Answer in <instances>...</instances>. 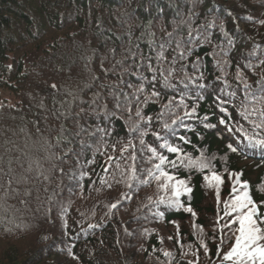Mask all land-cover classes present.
Wrapping results in <instances>:
<instances>
[{
	"label": "trees",
	"instance_id": "16d2710c",
	"mask_svg": "<svg viewBox=\"0 0 264 264\" xmlns=\"http://www.w3.org/2000/svg\"><path fill=\"white\" fill-rule=\"evenodd\" d=\"M262 20L264 0H0V89L15 97L0 105V264H221V235V254L234 239L223 227V202L233 186L228 173H241L264 212V150L246 147L238 133L219 123L226 115L229 126L250 128L237 111L245 97L236 73L239 68L259 94ZM161 44L162 67L174 69L176 87L157 82L159 98L144 104L152 86L146 82L137 100L133 93L140 79L132 73L150 79L146 65L159 66ZM185 76L207 89L185 87L180 82ZM199 95L205 98L197 100ZM216 96L229 101L227 113L216 107ZM172 97L183 103L160 119L161 106ZM193 106L195 116L184 117ZM137 108L152 117L142 122L141 131L148 133L144 146L140 134L130 132ZM177 116L182 119L162 128ZM156 131L193 157L201 152L215 157L223 179L219 201L204 172L180 168L176 175L191 192L181 195L179 207L157 203L166 193L154 179L141 183L155 163L149 162L147 147L175 156L158 147L162 141L151 134ZM129 140L136 154L131 182L133 150L121 152ZM229 143L239 150L229 151ZM188 207L192 212L184 210Z\"/></svg>",
	"mask_w": 264,
	"mask_h": 264
},
{
	"label": "snow or ice",
	"instance_id": "6c2138e0",
	"mask_svg": "<svg viewBox=\"0 0 264 264\" xmlns=\"http://www.w3.org/2000/svg\"><path fill=\"white\" fill-rule=\"evenodd\" d=\"M259 23L264 24V20L259 21ZM221 28L223 29V25H221ZM167 35L171 37L172 33H167ZM189 36H191V31L189 32ZM207 39L208 38L205 37L204 42H207ZM176 47L177 49L181 48L180 41H177ZM160 49L161 51H159L156 56L159 66L154 67L151 62L146 65L147 71L151 74L150 79L148 76L142 75L139 71L132 73L133 75H137L140 79V83L138 86H135V91L133 93V95L137 96V100L139 99V95L147 90V84H151L152 86V91L144 97V104L152 102L154 98H159L160 93L156 88L157 82L162 84L164 87L173 89L176 87L171 83V77L174 69L166 71L162 67V63L164 61L163 44L160 45ZM110 51L113 50L110 49ZM187 52L190 55L192 49H188ZM132 55L134 56L136 53H132ZM179 55L181 58H184V51H180ZM211 55H215V53H211ZM143 59L144 57L141 56V60ZM225 63H227V61H225ZM116 64H122V60H117ZM217 66L221 68V71H223L219 61H217ZM10 67L11 65H9V68ZM101 67H103V62H101ZM136 67L139 69L140 65L137 64ZM245 67H250V65H245ZM107 71L108 70L105 69V72ZM122 71L127 72L126 69ZM93 79H96V77L93 76ZM198 79L203 80V75H201ZM217 79L219 80L221 78L217 77ZM236 79L243 84L245 97L244 102H242L241 107L237 109V111L243 120L248 121L250 128H245L240 124L229 126L228 120L230 118L226 115L221 116L219 123L225 125L229 132L234 131L238 133L240 142L246 147L264 150V78L256 82L260 85L258 90L259 94H257V90L252 89V86L246 79L243 78L242 72L239 68L237 69ZM180 82L183 83L185 87H187L189 83L194 84L198 89H207L208 87L206 84L198 83L195 78L188 76H185V78ZM225 84H227L226 81ZM52 87L55 88L56 85H52ZM129 87H132V85H129ZM220 91L224 92L225 95L229 97H235L236 95L235 92H225V89L223 88ZM204 98L205 97L203 95H199L197 100H203ZM215 100L216 107L220 109L221 113H227L228 109L224 105L229 103V101L221 96H216ZM182 103V97L179 104L176 103L175 97L170 98L166 104L161 106L159 118H163L166 110L171 111L174 107H179ZM121 106V103L118 101L116 108L120 109ZM196 110V107L193 106L190 110H186L183 113V116L193 117L196 114ZM128 111L131 114L130 107L128 108ZM135 116L138 119L131 125L130 132L133 134L139 133L141 137L140 144L141 146H144L145 141L143 136L148 133L147 131H141L142 122L150 123L152 117H144L139 108H137ZM181 119V117L177 116L171 121V124L164 122L162 124V128L167 130ZM207 119V116L203 117V121H207ZM204 127H215V125L205 123ZM151 134L157 141H162V143H159L158 145L160 149H165L168 153L174 154L175 156L174 159H169L168 156L159 152L157 147H152L151 145L147 147V151L151 153L149 162L152 163V161H155V163L152 164L151 168L147 169V175L143 180H141V183H149L151 179H154L158 189L166 193V195H162L158 198V204L179 207L181 206V195L191 192V188L188 187V182L176 175V170L180 168L188 171L195 170L197 172H204V180L207 182L209 187H214L216 189L217 200L219 201V186L223 183V179L221 174H218L215 170V166L213 164L215 157H209L203 152H201L199 156L193 157L191 154L184 151L180 144L174 145L170 143L160 134L159 131L152 132ZM60 139L61 137L58 136L57 141L59 142ZM178 139L183 143H190L187 137L180 136ZM227 148L231 152H237L239 150L238 146H234L232 143H229ZM129 149L133 150L131 159L134 162L128 176V180L131 182L136 178L135 145L131 140H129L128 144L121 149L122 154L127 152ZM108 159L111 160L112 157H109ZM228 175L233 178V186L231 189V198L223 202V218L226 219V223L223 227L229 229L230 236L234 237V239L232 240L231 246L228 250L221 254V245L224 243V236L222 234L221 245L217 246V256L220 259L221 264H264V212L260 211V205L254 201L252 195L250 194L248 182L241 180V173H228ZM13 180L14 177L11 176V169H9L8 184L11 185ZM118 203L119 201L113 203L111 208H116ZM260 204L264 205V200L260 201ZM184 210L192 212L190 207L185 208ZM192 214L195 215V213ZM89 227H92V225H89ZM200 243L201 246L204 247L205 253H207V245L203 241ZM69 254L71 255V251H69ZM164 255L168 256L170 254L165 252ZM188 264H193V262L189 261Z\"/></svg>",
	"mask_w": 264,
	"mask_h": 264
},
{
	"label": "rangeland",
	"instance_id": "374dc122",
	"mask_svg": "<svg viewBox=\"0 0 264 264\" xmlns=\"http://www.w3.org/2000/svg\"><path fill=\"white\" fill-rule=\"evenodd\" d=\"M15 100V97L13 96V94H11L9 91L4 90V89H0V105L6 104L9 102H13ZM16 172H19L18 170Z\"/></svg>",
	"mask_w": 264,
	"mask_h": 264
},
{
	"label": "bare ground",
	"instance_id": "6f19581e",
	"mask_svg": "<svg viewBox=\"0 0 264 264\" xmlns=\"http://www.w3.org/2000/svg\"><path fill=\"white\" fill-rule=\"evenodd\" d=\"M4 90H7V91H9L8 89H4Z\"/></svg>",
	"mask_w": 264,
	"mask_h": 264
}]
</instances>
